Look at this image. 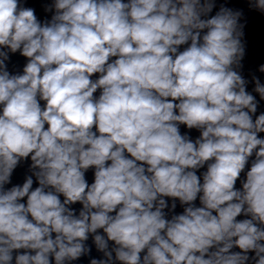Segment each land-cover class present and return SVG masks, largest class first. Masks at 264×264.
I'll return each mask as SVG.
<instances>
[{
	"label": "clouds",
	"instance_id": "1",
	"mask_svg": "<svg viewBox=\"0 0 264 264\" xmlns=\"http://www.w3.org/2000/svg\"><path fill=\"white\" fill-rule=\"evenodd\" d=\"M233 2L0 0V264H264V0Z\"/></svg>",
	"mask_w": 264,
	"mask_h": 264
}]
</instances>
